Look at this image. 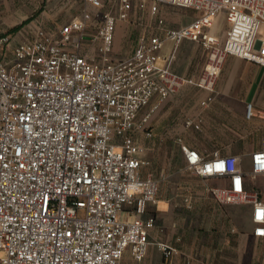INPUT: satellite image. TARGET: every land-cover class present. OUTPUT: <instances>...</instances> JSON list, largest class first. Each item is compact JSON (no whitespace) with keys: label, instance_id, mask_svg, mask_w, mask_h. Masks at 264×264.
<instances>
[{"label":"built area","instance_id":"built-area-1","mask_svg":"<svg viewBox=\"0 0 264 264\" xmlns=\"http://www.w3.org/2000/svg\"><path fill=\"white\" fill-rule=\"evenodd\" d=\"M83 1L81 14L57 31L40 28L15 44L10 33L0 36V264H121L127 250L142 261L152 244L172 264L178 250L152 243L155 219L142 218L161 184L143 175L142 141L153 140L154 113L184 86L215 94L227 56L264 67V0ZM134 7L154 31L140 34L129 57L114 59L116 28ZM162 7L197 16L170 29ZM222 14L224 40L211 31ZM185 41L208 52L198 79L172 69ZM93 45L96 59L84 52ZM245 118L264 121V110L248 103ZM183 128L202 131V117H187ZM174 142L184 170L221 180L209 192L221 204L247 207L251 236L264 240V134L257 149L238 155L205 154L182 136ZM127 208L131 220L122 219Z\"/></svg>","mask_w":264,"mask_h":264},{"label":"crops","instance_id":"crops-1","mask_svg":"<svg viewBox=\"0 0 264 264\" xmlns=\"http://www.w3.org/2000/svg\"><path fill=\"white\" fill-rule=\"evenodd\" d=\"M83 9V0H0V36L10 33L12 44H15L30 39L40 28L57 31L79 16ZM160 14L170 29L184 27L197 16L193 10L177 7H162ZM140 15L143 16L134 7L131 18H139ZM177 16L181 17L180 20L176 19ZM143 17L146 18L145 15ZM168 22L174 26H168ZM120 23L126 22H119L118 25ZM147 23L142 33L154 31V26ZM228 28L226 16L222 14L211 31L224 40ZM260 37L264 39V27ZM170 49L171 44L168 42L161 55L167 56ZM207 58L208 52L199 44L185 41L179 46L172 69L184 77L198 79L204 71ZM215 90L218 98L209 108L208 122H220L218 117L223 116L233 124L243 117L247 122L254 123L256 120L250 122L245 118V109L248 103H254L257 108L264 110V67L227 56ZM205 95L207 92L186 85L163 102L154 113L151 121L154 138L142 141L147 149L144 159L149 162V166H155L153 173L156 176L163 174L165 177L161 180L156 204H149L142 218L155 219V226L149 232L152 243H169L178 250L172 264H249L246 262L249 257L252 258L251 264H254L258 249L254 244L251 245L254 240L251 236V221L247 230L242 232L238 228V205L221 204L209 192L223 182L213 178L201 179L186 172L184 157L178 146L177 153L173 152L170 157H159V152H156L163 143L159 141L169 136V139L182 136L190 145L193 133L185 131L183 123L187 117L201 116L205 120L204 110L199 105ZM230 110L234 114H230ZM148 168L143 169L144 176ZM185 199H189L190 206ZM128 211L131 209L127 208ZM127 214L128 220H131L132 216L129 212ZM121 264H164V259L152 244L142 261H136L130 250H127Z\"/></svg>","mask_w":264,"mask_h":264},{"label":"rangeland","instance_id":"rangeland-1","mask_svg":"<svg viewBox=\"0 0 264 264\" xmlns=\"http://www.w3.org/2000/svg\"><path fill=\"white\" fill-rule=\"evenodd\" d=\"M180 16H177V20H180ZM147 19L143 16L132 17L130 21L126 23H120L116 28L115 33V42H114V59H124L129 57L133 50L135 49L136 42L140 34H142L144 27L147 26ZM168 26L172 27L174 24L168 22ZM86 41L90 40V36H86ZM98 45H93L88 49H84V52H88L92 55L93 59H96ZM212 96L213 101L210 105L204 110L203 116H205V120H203V128L200 132H193V140L190 143L191 147L202 151L205 154H209L214 150L220 149L222 152L230 151L231 153L238 154H246L254 149L259 147L260 137L264 134V121L256 120L254 123L247 122L244 117L239 119L237 124H233L231 122L226 121L223 116L218 117L219 121L216 122H208L207 116L211 112V105L214 104L216 99L218 98L217 94H208L205 95L200 102L207 100L208 97ZM199 102V104H200ZM210 108V109H209ZM230 114H234L232 110L229 111ZM228 112V113H229ZM241 120V122H240ZM170 137V136H169ZM163 140L160 146V149L156 151L159 152V157L168 156L170 157L172 153H177V145L174 142L172 137L169 139ZM228 148V150L226 149ZM156 156V154H155ZM149 171L147 175H151L153 178L162 180L165 176L163 174L156 176L153 172L155 171V166H148ZM164 176V177H163ZM128 212L122 213V219L128 220ZM238 228L243 232L248 228V224L250 222L248 209L245 206H238ZM258 249V257L255 258L254 264H264V240H253V245ZM252 258L249 257V264L252 263Z\"/></svg>","mask_w":264,"mask_h":264}]
</instances>
